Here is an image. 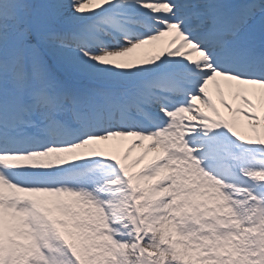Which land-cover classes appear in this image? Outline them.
Segmentation results:
<instances>
[{
	"label": "snow or ice",
	"instance_id": "1",
	"mask_svg": "<svg viewBox=\"0 0 264 264\" xmlns=\"http://www.w3.org/2000/svg\"><path fill=\"white\" fill-rule=\"evenodd\" d=\"M257 92L264 0H0V264H264Z\"/></svg>",
	"mask_w": 264,
	"mask_h": 264
},
{
	"label": "bare ground",
	"instance_id": "2",
	"mask_svg": "<svg viewBox=\"0 0 264 264\" xmlns=\"http://www.w3.org/2000/svg\"><path fill=\"white\" fill-rule=\"evenodd\" d=\"M172 39V35L169 34L165 37H162L158 41L150 42L149 44H146L142 46L140 49L135 50L133 53L130 54V58L132 59V62L135 64H140L142 62H145L146 60L150 59L151 57L161 54L168 50V45ZM222 88L224 90V98L228 101V103L232 106L233 109L235 108H246V105L243 104L241 99L239 97H234V91L229 90L227 86L222 85ZM214 99L216 100V104L218 109L220 110V113L222 116H224L227 119H232L233 114L226 108L223 107V105L220 103V97L214 94ZM249 99L252 100L254 104L257 105L258 110L261 112L262 115H264V101H262L260 93L257 92L256 95L249 96ZM243 117V118H242ZM235 119L237 120V131L241 135H251V130L248 128V122L245 119L244 115L242 113H237ZM133 138H124L119 139L110 142V149L105 153L106 155H115L120 158H123L124 153L127 151L129 146L133 144ZM145 148L149 145V141H144ZM144 148L136 147L133 148L131 153L128 156V159L125 161L126 163H133V161L137 160L138 157L143 155ZM157 155L156 152H149L147 156L144 157L143 160H141L138 164L134 166L132 169L133 171H139L144 168V166L153 159V157Z\"/></svg>",
	"mask_w": 264,
	"mask_h": 264
}]
</instances>
